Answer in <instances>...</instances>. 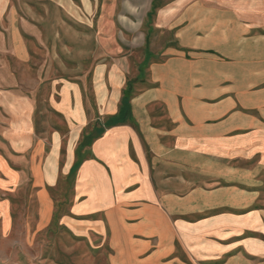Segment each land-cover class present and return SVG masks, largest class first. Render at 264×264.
Segmentation results:
<instances>
[{
    "label": "crops",
    "instance_id": "obj_1",
    "mask_svg": "<svg viewBox=\"0 0 264 264\" xmlns=\"http://www.w3.org/2000/svg\"><path fill=\"white\" fill-rule=\"evenodd\" d=\"M87 1L0 0V214L109 264H264V0Z\"/></svg>",
    "mask_w": 264,
    "mask_h": 264
},
{
    "label": "rangeland",
    "instance_id": "obj_2",
    "mask_svg": "<svg viewBox=\"0 0 264 264\" xmlns=\"http://www.w3.org/2000/svg\"><path fill=\"white\" fill-rule=\"evenodd\" d=\"M87 4L82 11L73 6L71 18L79 20L82 14V22L92 24L95 7L89 0ZM66 188H69L68 184ZM18 193L15 191L8 200L13 202L10 204L12 215L0 214V264H109L107 246L76 239L60 224H52L44 231L37 230L31 215H20L19 211L26 206L27 200ZM61 195L60 191L53 194L57 211L62 212ZM66 195L68 197L69 193ZM56 219L55 223H58V217Z\"/></svg>",
    "mask_w": 264,
    "mask_h": 264
}]
</instances>
